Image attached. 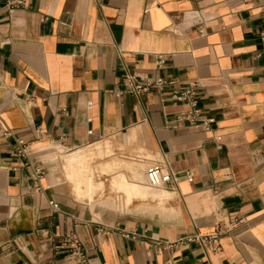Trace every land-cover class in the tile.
<instances>
[{
  "label": "crops",
  "instance_id": "obj_1",
  "mask_svg": "<svg viewBox=\"0 0 264 264\" xmlns=\"http://www.w3.org/2000/svg\"><path fill=\"white\" fill-rule=\"evenodd\" d=\"M0 36V264H68V236L91 264H264V0H27L13 13L0 0ZM128 72L197 84L211 129L180 119L189 106L168 90L125 92ZM113 137L135 163L83 151ZM53 146L75 152L63 168ZM156 162L177 181L141 197ZM107 187L121 207L95 201ZM217 232V254L177 244Z\"/></svg>",
  "mask_w": 264,
  "mask_h": 264
},
{
  "label": "built area",
  "instance_id": "obj_2",
  "mask_svg": "<svg viewBox=\"0 0 264 264\" xmlns=\"http://www.w3.org/2000/svg\"><path fill=\"white\" fill-rule=\"evenodd\" d=\"M27 4V0H5V7L10 12H16L23 9ZM3 47V40L0 36V49ZM163 57L159 56L158 67L162 69ZM123 84L125 92L131 96L141 99L153 90L163 92L168 90L170 97L165 101L172 104H185L189 106V110L179 116L180 119L186 120L190 125L196 126L203 130H210L214 122L213 119L206 118L199 108V98L197 94V84H189L180 86L177 81L166 80L160 76H139L133 73H126L123 77ZM17 155L27 158L28 164L34 172V181L38 185V189H42V179L46 174V170L40 164H32L28 154V144L20 141L17 146ZM146 180L148 186L152 188H166L175 185L176 177L172 172L170 166L163 162H156L150 165L146 170ZM222 234L217 232L212 236L195 237L182 240L177 244L192 243L195 241L201 244H209L210 249L214 254L221 251L220 238ZM65 248L68 250L67 262L68 264H91L88 257V251L82 241L76 236H68L64 241ZM176 244L156 241V247H173Z\"/></svg>",
  "mask_w": 264,
  "mask_h": 264
},
{
  "label": "rangeland",
  "instance_id": "obj_3",
  "mask_svg": "<svg viewBox=\"0 0 264 264\" xmlns=\"http://www.w3.org/2000/svg\"><path fill=\"white\" fill-rule=\"evenodd\" d=\"M106 143H111L114 146V148H113L114 151L113 150L111 151L108 148L105 149L104 147H102V145H105ZM96 144H101V146L100 145L97 146ZM96 144H93V145H91V146H89L87 148H84L83 151H89V152L91 151L92 153L96 152L95 154H112V155L115 154V156H113L114 158L118 159V157H119V158L125 160L124 162L129 161L130 163H133L135 159H124L122 157L126 156V154H137L136 150H132L131 146H124L121 138H118V137L106 138V139H103L99 143H96ZM51 150L54 151L55 154H57V155H55L56 158H58V160L56 162H58L57 165H59L60 168H63V161H64L65 157L75 153V152H69V151L65 150L64 148H62L60 146H53L51 148ZM99 150H101V151H99ZM81 154H87V153H81ZM119 154H120V156H119ZM113 157L112 158H111V156L110 157L106 156L105 158L96 157V158H94L93 161H91L92 165L95 168V172H96L97 176L100 173L99 172V168L101 167V165H103L105 162L113 159ZM150 165L151 164L147 165L146 169ZM112 174H108V176H103L102 178H99V177H96V178L99 179V180L101 179V180L105 181L106 185L108 186L110 181L113 178ZM82 176L88 177L90 175L84 173V175H82ZM147 186H148V184H147ZM120 195H122V194L117 195L115 193V191H110V190H108V187H107V189L105 190L104 194L97 195L95 201H100V200H105V199L112 198L115 202L119 200L120 201L119 205L121 207L122 201H123L124 198H122L123 196H120Z\"/></svg>",
  "mask_w": 264,
  "mask_h": 264
},
{
  "label": "bare ground",
  "instance_id": "obj_4",
  "mask_svg": "<svg viewBox=\"0 0 264 264\" xmlns=\"http://www.w3.org/2000/svg\"><path fill=\"white\" fill-rule=\"evenodd\" d=\"M101 146V145H100ZM103 147V146H102ZM109 149V148H108ZM105 150V149H104ZM98 151V150H97ZM101 151V150H99ZM94 157V156H93ZM74 173L76 174V176L78 177V182L80 184H83V186L85 185L87 187V194L90 195L93 193V186L91 185V176L90 178H84L81 175L82 173V170H76L74 171ZM138 180L141 182L139 185H138V188H140V192H139V195H141V197H145V196H151V195H154L156 193H162L161 191L159 190H162L163 189H157V188H152L150 186H146L144 185V183L146 182V179H145V175H141L139 174V178ZM143 182V183H142ZM81 187V186H80ZM84 188V187H83ZM81 190V189H80ZM155 196V195H154ZM159 196V195H158Z\"/></svg>",
  "mask_w": 264,
  "mask_h": 264
}]
</instances>
